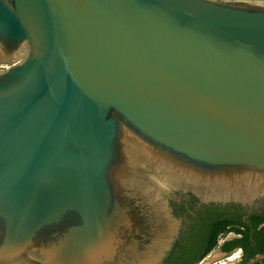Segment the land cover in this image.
I'll list each match as a JSON object with an SVG mask.
<instances>
[{
	"label": "water",
	"instance_id": "1",
	"mask_svg": "<svg viewBox=\"0 0 264 264\" xmlns=\"http://www.w3.org/2000/svg\"><path fill=\"white\" fill-rule=\"evenodd\" d=\"M174 191L264 197V0H0V264H163Z\"/></svg>",
	"mask_w": 264,
	"mask_h": 264
},
{
	"label": "trees",
	"instance_id": "2",
	"mask_svg": "<svg viewBox=\"0 0 264 264\" xmlns=\"http://www.w3.org/2000/svg\"><path fill=\"white\" fill-rule=\"evenodd\" d=\"M240 210L242 208L239 205L228 204L193 214L195 221L183 228L164 264H197L218 246L220 237L228 232H235L240 236L227 240L222 244L223 249L228 246L231 249L238 244L247 249L254 241L257 248L251 253V257L259 252L264 253V225H261L264 223V209L258 215H251L249 222L242 220Z\"/></svg>",
	"mask_w": 264,
	"mask_h": 264
},
{
	"label": "flooded vegetation",
	"instance_id": "3",
	"mask_svg": "<svg viewBox=\"0 0 264 264\" xmlns=\"http://www.w3.org/2000/svg\"><path fill=\"white\" fill-rule=\"evenodd\" d=\"M170 204L173 207L174 213L179 218H181V227H180L179 234L175 240V243L180 238L183 228H185V226L188 223L195 221L196 218H194L195 215L193 214H196V212H199L200 210L205 211L207 209H210L211 207L228 205V204L214 203V202L206 203V202H203L196 195H194L192 192H183V191H174V197L170 199ZM230 204H235V203H230ZM235 205H239L242 208V210H240L242 220L244 222H249L251 215H256V214L258 215L264 209V197L258 199L252 206L241 205V204H235ZM261 225H264V223ZM230 235H233V237H229ZM239 236L240 234H237L235 232H228L227 234L222 235L219 239L218 246H216L214 250H212L209 254H207L197 264L202 262L207 256H209L213 251H216V250L219 251L220 254H223L225 256L232 255L235 252H237L236 254H239L237 255L239 259L237 260L235 264H241L244 261H247L246 264H255L258 260L264 259V253H260V252L256 253L253 257H251V253L257 248V244L254 241L252 242V244H250V246L247 249H245L242 244H238V246L231 248V249L229 246L226 249L222 248V244H224L227 240H231ZM197 238L200 239V237L198 236ZM221 239L222 241H220Z\"/></svg>",
	"mask_w": 264,
	"mask_h": 264
},
{
	"label": "rangeland",
	"instance_id": "4",
	"mask_svg": "<svg viewBox=\"0 0 264 264\" xmlns=\"http://www.w3.org/2000/svg\"><path fill=\"white\" fill-rule=\"evenodd\" d=\"M22 59L16 60V62L21 61ZM229 237H233V235H230ZM222 241V239L220 240ZM235 252L232 255L225 256L223 254H220L219 251H213L209 256H207L202 262L199 264H235L239 257H237ZM233 257V258H231ZM255 264H264V259L258 260Z\"/></svg>",
	"mask_w": 264,
	"mask_h": 264
}]
</instances>
